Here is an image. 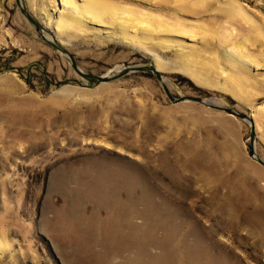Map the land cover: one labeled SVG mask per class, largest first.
Here are the masks:
<instances>
[{"label": "rangeland", "instance_id": "rangeland-1", "mask_svg": "<svg viewBox=\"0 0 264 264\" xmlns=\"http://www.w3.org/2000/svg\"><path fill=\"white\" fill-rule=\"evenodd\" d=\"M16 1L0 264H264V0Z\"/></svg>", "mask_w": 264, "mask_h": 264}, {"label": "water", "instance_id": "water-1", "mask_svg": "<svg viewBox=\"0 0 264 264\" xmlns=\"http://www.w3.org/2000/svg\"><path fill=\"white\" fill-rule=\"evenodd\" d=\"M17 6L19 7V9L21 10V12L25 15V17L27 18V20L32 23L34 25V27L37 29V30H40V25L39 23L36 21V18L35 16L30 13V11L26 8L25 4L22 3V0H17ZM58 50L61 51L63 54H65L71 61L72 63V66L73 68L75 69V71L84 79H86L87 81L93 83V84H101V83H104V82H108L112 79H117L119 78L122 73L120 75H118L117 77H114V78H108V77H96L94 75H90V74H85L83 73L82 71L79 70L78 66H77V63H76V60H75V57L64 47L62 46L61 44H59V47H58ZM132 69H128L126 71H124V73L130 71ZM138 70H150L154 73V75L156 76V78L161 82L168 98L170 99V101H172L173 103H179V102H184V101H193V102H198V103H202L203 105H206V106H209V107H212V108H216L220 111H225L226 113L230 114V115H235L241 119H244V115L242 114H239L237 113L236 111L234 110H231V109H226V108H219V107H215V106H212L211 103L207 102V101H204L202 100L201 98H196V97H181L179 99H176L174 98L168 87H167V84L164 82L163 80V77L161 75V73L154 67V66H151V67H144V68H139ZM252 137H254V130L252 132ZM255 150L252 149L251 150V153L250 155L252 157H256L255 155ZM258 162L264 166V161L262 159H258Z\"/></svg>", "mask_w": 264, "mask_h": 264}]
</instances>
